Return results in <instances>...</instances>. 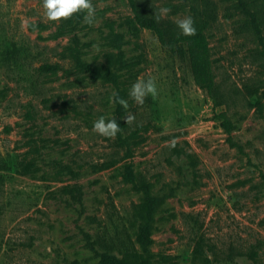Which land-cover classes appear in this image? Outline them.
Listing matches in <instances>:
<instances>
[{"label": "rangeland", "instance_id": "374dc122", "mask_svg": "<svg viewBox=\"0 0 264 264\" xmlns=\"http://www.w3.org/2000/svg\"><path fill=\"white\" fill-rule=\"evenodd\" d=\"M91 2L89 25L0 0V264H111L139 250L142 225L150 264H264V0H136L170 9L168 34L178 15L206 23L217 107L127 0ZM149 76L156 93L137 104L128 89ZM100 115L136 134L94 131Z\"/></svg>", "mask_w": 264, "mask_h": 264}, {"label": "trees", "instance_id": "16d2710c", "mask_svg": "<svg viewBox=\"0 0 264 264\" xmlns=\"http://www.w3.org/2000/svg\"><path fill=\"white\" fill-rule=\"evenodd\" d=\"M130 7L133 19L136 25L140 29L148 30L154 34L157 38V41L162 48L174 51L179 56H184L188 60L189 70L193 79L194 84L199 87L201 90L205 91L208 97L212 100L214 107L221 105L215 96L216 83L212 71V64L210 58V49L207 37L203 31V26L206 25L205 22H198L196 32L190 36H184L180 33L178 34H168L165 27L163 26L160 20H157L156 17L149 16L145 14L141 8L138 6L136 0H127ZM54 64H42L38 67L40 74H46L54 70ZM124 93V91H122ZM120 107H122L120 105ZM124 113V108L122 107ZM222 114V113H221ZM222 121L221 126L224 131L227 133L228 137H231V123L225 117L221 115ZM118 123V122H117ZM136 134V131H129L128 136L122 137L121 133L117 132V139L121 142L127 144L126 140L133 137ZM129 151V147H127ZM122 158H118L115 161H121ZM26 161V160H21ZM114 163H107L103 168L112 167ZM29 165H24L28 167ZM136 242L138 243L139 250L133 251L129 254L124 255L118 259L110 257L111 264H150L153 254L150 251V238L149 234L146 233L143 225L139 228L137 233ZM201 250L200 239L195 242L193 248V255H196ZM251 260H257L256 251H248L247 255ZM107 259V258H105Z\"/></svg>", "mask_w": 264, "mask_h": 264}, {"label": "clouds", "instance_id": "9594fccd", "mask_svg": "<svg viewBox=\"0 0 264 264\" xmlns=\"http://www.w3.org/2000/svg\"><path fill=\"white\" fill-rule=\"evenodd\" d=\"M40 9L42 16L52 22H58L62 18H69L74 13L82 12V23L93 24L95 22V9L91 0H40ZM170 9L167 6H162L159 9L160 16L168 14ZM35 25V20L25 18L21 20L22 28H27L29 24ZM174 23L179 30V33L184 36L195 34L196 28L194 26L191 15H178L174 17ZM156 85L151 76L147 78H137L131 83L128 89V96L137 104H143L146 95H155ZM109 104L118 103L123 108H128V101L120 97L116 92H112L108 97ZM126 121H131L134 115L129 113L123 117ZM94 131L109 137H114L120 130V125L117 123L115 116L100 115L92 122Z\"/></svg>", "mask_w": 264, "mask_h": 264}]
</instances>
